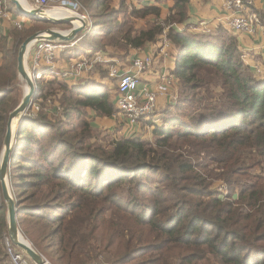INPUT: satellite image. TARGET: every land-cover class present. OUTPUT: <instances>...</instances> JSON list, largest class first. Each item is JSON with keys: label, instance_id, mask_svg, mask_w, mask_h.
<instances>
[{"label": "trees", "instance_id": "1", "mask_svg": "<svg viewBox=\"0 0 264 264\" xmlns=\"http://www.w3.org/2000/svg\"><path fill=\"white\" fill-rule=\"evenodd\" d=\"M80 1L94 22L63 52L68 67L91 58L85 72L106 75L98 59L111 50L123 58L165 37L175 46L168 75L177 97L137 123L145 130L118 136L95 130L90 115L118 113L109 74L108 86L49 74L34 98L41 111L23 119L9 166L22 235L49 264H264V70L246 64L227 27L190 25L193 0H170L165 19L163 0L131 12L125 0L119 8ZM250 10L262 24L263 12ZM148 16L157 23L134 25ZM49 28L0 29V156L19 105L17 52ZM217 181L228 196L210 189Z\"/></svg>", "mask_w": 264, "mask_h": 264}, {"label": "built area", "instance_id": "2", "mask_svg": "<svg viewBox=\"0 0 264 264\" xmlns=\"http://www.w3.org/2000/svg\"><path fill=\"white\" fill-rule=\"evenodd\" d=\"M70 1L72 0H31V3L35 8L33 10L46 13L53 5H59L60 8L65 9L75 8H68L65 6L67 4L73 5ZM224 1L231 30L236 34L255 36L262 25L259 17L250 10V5H252L255 0ZM4 9V2L0 1V24L5 20L4 16H6V12ZM73 11L78 12V8ZM82 18L85 19V15L82 16ZM88 18L87 16V22L88 25H90ZM6 19H10V17L6 16ZM23 25L24 23H18L16 27L22 28ZM35 47L39 49L35 61L39 62L35 64L34 70L37 73V79L41 80L44 75L43 68H45L48 73L54 72V57L61 52H65L68 46L63 43L45 41L36 43ZM45 60L49 64L41 67L40 62ZM98 61L101 62V59H98ZM153 65L154 57L151 54H147L144 57H139L132 61L131 71H121L118 66L114 65L110 68L109 77L117 83L116 105L125 117L128 126H136L142 118L153 115L158 109V96L167 93V90L172 87L174 82L173 78L169 75H164V83L159 86L157 92L156 90L152 91L147 88H143L138 92L140 85L139 76L150 70ZM91 67L90 60L85 58L76 61L65 71L57 72V75L64 80L78 79L81 74L90 70ZM257 71L260 72L258 69ZM4 247L9 264H34L23 252L12 244L7 236L4 237Z\"/></svg>", "mask_w": 264, "mask_h": 264}, {"label": "crops", "instance_id": "3", "mask_svg": "<svg viewBox=\"0 0 264 264\" xmlns=\"http://www.w3.org/2000/svg\"><path fill=\"white\" fill-rule=\"evenodd\" d=\"M149 4L155 5L154 3H149ZM172 6L173 5L169 4V5H165L162 7V18L163 19H165L169 15V11ZM253 7L255 8L256 11L263 12L264 14V0H255L253 3ZM188 14H189L190 25H192L193 27L194 26L198 27V30H202L198 26V24H200V26L202 25L206 29H210L209 26L211 25H212L211 27L222 25V26L227 27L229 30H231V28L229 27V23H228L229 20H228L227 12L225 10L224 0H208L207 2H201L200 0H193L189 6ZM27 21H28V24H27ZM18 23H26L25 28H28L31 26L29 24L30 23L29 20H26L22 18V16H20V18L10 17V19L3 20L0 26V29L9 30L12 27H16ZM179 28L184 30L183 29L184 27H179ZM234 35L237 36L238 34L234 33ZM237 37L240 42V49L244 54V60L246 64L252 67L253 69L260 70L259 73L262 72L263 74V70H264V22L258 29L256 36L239 35ZM160 42L149 46L145 50L131 51V53L128 56L123 57V58L122 56H117L116 53L114 55L107 54L106 58L101 57L100 63H102V66L107 68V71L113 65L118 66L121 71H131L132 70L131 67L129 68V66L131 65V63L129 62L130 60H134L139 57H144L147 54H152L154 57V65L150 70L140 75V85H139L138 92H140L143 88H147L149 90L155 91L159 87V85L163 83L164 75H168V73H170L171 70L174 68L172 64V59H171L172 56L169 54L167 55V53L164 52V47H168L170 46V44L162 46ZM172 51L173 53H175V49H173ZM34 54H35L34 52H31L30 54H28V59L30 60L31 63L33 61L32 59H34ZM68 66L69 64H67L66 61L64 63L61 62V64L58 63L57 66L54 65L55 70H57L58 72L65 71ZM108 72L106 73V75H100L99 71L96 68H94L90 72L83 73V75L79 77V79L76 80V82H74L73 80H66V83H68L71 86L81 83L83 84L82 86H84L85 83L87 82L88 83L96 82V83L108 86V85H111L110 80L108 78V74H109ZM114 100L115 101L117 100L116 96ZM169 101L170 99L166 101L165 99L159 98L158 99L159 110L160 109L162 110L163 108H165L168 105L167 103ZM90 115H92V125L94 129L97 131L107 130L113 133L114 130L118 129V133L123 131L121 136H128L133 133L141 132V130L142 131L145 130V129H142V124L137 125L135 126V128H131L130 130L127 129V122L125 118L123 116H117V113L109 118H105V117L99 118L92 112H90ZM119 121L123 123V126L119 124ZM2 236L3 238L1 237V240H3V243L2 241H0V264H9L7 260L6 252H5V247H4V237L6 236L5 232L2 234Z\"/></svg>", "mask_w": 264, "mask_h": 264}, {"label": "water", "instance_id": "4", "mask_svg": "<svg viewBox=\"0 0 264 264\" xmlns=\"http://www.w3.org/2000/svg\"><path fill=\"white\" fill-rule=\"evenodd\" d=\"M11 2L15 5L18 13L26 15L32 19L53 25L67 24L72 26V28L66 32H60L53 29L41 31L26 39L20 46L18 54V74L26 82L28 89L25 91L21 103L9 115L3 142V151L0 157V187L7 205L8 238L12 244L26 254V256L29 257L34 264H49V262L33 248L32 244L23 237L18 225L16 202L12 196L8 181L10 159L18 130V128L14 129V121L18 120L19 124L22 123L28 113V110L33 105V100L37 93L35 82L28 71L26 63L27 55L30 49L36 43L43 41L73 44L76 42L79 34L83 33L87 29L88 22L81 17L66 18L61 20L51 19L41 11H25L20 0H11ZM75 22H80V24L77 26Z\"/></svg>", "mask_w": 264, "mask_h": 264}, {"label": "rangeland", "instance_id": "5", "mask_svg": "<svg viewBox=\"0 0 264 264\" xmlns=\"http://www.w3.org/2000/svg\"><path fill=\"white\" fill-rule=\"evenodd\" d=\"M72 1H75V2H72ZM72 1H70V3H72L73 5H70V4H67V5H65V6H67L68 8L69 7H75V8H70V9H66V10H68V12H71L72 13V15L74 16V17H81L82 18V16H84L85 15V21H87V16L89 17V14H88V12H87V10L85 9V7H84V5H83V3L80 1V0H72ZM112 1H114V6L116 7V8H119V6H120V3H121V1H123V0H112ZM154 1H156V0H125V9H124V12H131V10H132V8H134V7H137L138 5H139V3L141 2L143 5H148L149 3H154ZM163 1H165V3H167V5L168 4H171V2H170V0H163ZM20 2L23 4V6H24V8L26 7V9L27 10H30V11H33V9H35L34 8V6L32 5V3H31V0H20ZM76 2H78V3H76ZM80 6H79V5ZM62 7V6H61ZM4 10H5V12H6V16L7 17H11V18H20V16H22V18H24V19H26V20H29V24L31 25L32 24V22H41V21H38V20H35V19H32V18H30V17H28V16H26V15H23V14H20V13H18L17 12V10H16V7H15V5L11 2V0H5L4 1ZM77 8H78V12L77 11H73V10H77ZM139 8H141V6H139ZM61 9H65V8H60L59 7V5H53L52 7H50L49 8V10L46 12V13H50V12H54V11H56V10H61ZM73 9V10H72ZM17 13L19 14V15H17ZM15 16H13V15ZM6 16H4V18L6 19ZM164 17V16H163ZM120 18H121V20H123V18H124V16H120ZM161 18H162V15H161ZM159 19V18H158ZM163 19V18H162ZM19 20V19H18ZM88 20H89V22H90V25H88V27H87V29L86 30H91L92 29V27H93V22L94 21H92L91 20V18H88ZM160 20V19H159ZM3 22V21H2ZM133 23H134V25L137 27V28H139V29H146V28H148L150 25H152V24H155V23H157V20H156V18L154 17V16H148L146 19H137V20H133ZM27 24H28V21H27ZM48 24V23H47ZM1 25V24H0ZM25 25H26V23H24V25H23V27L22 28H18V29H24V27H25ZM49 26H51V28H49V29H53V30H56V31H60V32H66V31H69L71 28H72V26L71 25H67V24H62V25H53V24H48ZM199 25V27L202 29V30H205L206 28L205 27H203L202 25L200 26V24H198ZM212 26V25H211ZM211 26H209V28L210 29H212V28H214V27H211ZM71 27V28H70ZM70 28V29H69ZM48 30V29H47ZM86 30L84 31V32H86ZM43 31H45V30H43ZM39 32H41V31H39ZM39 32H37V33H39ZM234 33V32H233ZM82 34V33H81ZM240 34H238L237 36H239ZM79 36H80V34H79ZM78 36V37H79ZM256 36V35H255ZM43 42H45V41H43ZM63 44H66V43H63ZM160 44H162V46H165V45H169L170 44V42L169 41H167L166 40V38L164 37L163 39H162V41L160 42ZM76 45V44H75ZM75 45H72V44H67V46H68V48L69 47H71V46H75ZM152 45H154V44H152ZM149 46H151V45H149ZM68 48H67V50H68ZM175 48V46H173V45H171L170 44V46H168V47H164V52H166L167 53V55L169 54V55H171L172 56V54H173V49ZM20 49V48H19ZM60 51H61V49H60ZM131 51H141V50H131ZM131 51H130V53H131ZM31 52H34L35 54H34V59H32L33 61H32V63L30 62V60L28 59V55H27V59H26V63H27V67H28V71H29V73H30V75H31V77H32V79L34 80V82H35V85H36V88H37V90H38V86H39V84L40 83H42V82H44L47 78H48V74H57V70H55L54 72H51V73H48L47 72V70L45 69V68H43V77L41 78V80H38L37 79V73H36V71L34 70V66H35V64L37 63V62H39V61H35V58H36V55L38 54V52H39V49L37 48V47H35V45L30 49V51H29V53L28 54H30ZM110 52H112V53H116V52H114L113 50H111ZM129 53V54H130ZM18 54H19V50H18V52H17V60H18ZM62 54H63V52H61V53H59V55H57V56H55L54 57V61H53V64L55 65V66H57L58 65V63H60L61 64V62H65V60H62V58H60L61 56H62ZM152 55V54H151ZM153 56V55H152ZM89 59H91V58H89ZM2 60V57L0 56V61ZM132 61L133 60H130L129 62L131 63V65L129 66V68L132 66ZM129 63V64H130ZM40 64H41V67H43V65H48L49 63L45 60V61H41L40 62ZM57 64V65H56ZM111 68V67H110ZM110 68H109V71H110ZM92 70H93V68H92ZM91 70V71H92ZM83 74H81V76H82ZM80 76V77H81ZM139 78H140V76H139ZM74 82H76V80H78V79H72ZM163 83H164V81H163ZM162 83V84H163ZM162 84H160L159 86H161ZM18 89H19V95H18V102H19V104L21 103V101H22V99H23V96H24V94H25V91L27 90V84H26V82L19 76V74H18ZM159 88V87H158ZM157 88V89H158ZM157 89H156V92H157ZM175 91L176 90H174L173 88H169L168 90H167V93H165V94H163V95H159L158 96V99L159 98H162V99H165L166 101L168 100V99H171V100H173V99H175L176 97H177V95H176V93H175ZM60 95V94H59ZM34 101H35V99L33 100V103H34ZM42 102V101H41ZM40 102V103H41ZM47 105H48V107H50V106H53L52 105V102H51V100H48L47 102ZM159 107V106H158ZM41 106L40 105H35V104H33L32 106H31V108L28 110V114L26 115V117H34V116H36L40 111H41ZM32 109V110H31ZM48 112V111H47ZM34 114V115H33ZM117 116H123V114L120 112V110L118 109V113H117ZM116 116V117H117ZM124 117V116H123ZM49 118L50 119H52L53 118V114H49ZM125 118V117H124ZM52 120H54V119H52ZM120 120V119H119ZM126 120V119H125ZM22 124V123H21ZM21 124H19L18 123V125H17V127L16 128H18L19 129V127H20V125ZM119 124H121L122 126H123V123L121 122V121H119ZM130 127V128H129ZM127 129H131V126H128L127 125ZM18 131V130H17ZM123 132V131H122ZM122 132H120V133H118V129H116V130H114V134L115 135H118V136H121L122 135ZM100 133V132H99ZM100 134H102V135H105V134H103V133H100ZM107 135H109V134H107ZM14 146H15V143H14ZM13 150H14V147H13ZM3 151V150H2ZM12 153H13V151H12ZM1 154H2V152H1ZM12 155V154H11ZM1 157V156H0ZM10 162H11V159H10ZM8 181H9V186H10V169L8 170ZM211 190H216V191H218V193L220 194V193H223V194H225L226 196H228V194L230 193V190H229V188H228V186L226 185V184H224L222 181H217L216 183H214L213 185H212V187L210 188ZM10 190H11V187H10ZM2 192V191H1ZM11 193H12V190H11ZM12 196L14 197V195H13V193H12ZM5 215H6V218H7V214L5 213ZM3 228V227H2ZM1 227H0V241H2V243H3V240H1V237L3 238V236H2V234L5 232V230L4 229H2ZM6 234V236L8 237V233H5ZM24 237V236H23ZM25 238V237H24ZM26 239V238H25ZM27 240V239H26ZM28 241V240H27ZM1 243V244H2ZM31 260V259H30Z\"/></svg>", "mask_w": 264, "mask_h": 264}, {"label": "bare ground", "instance_id": "6", "mask_svg": "<svg viewBox=\"0 0 264 264\" xmlns=\"http://www.w3.org/2000/svg\"><path fill=\"white\" fill-rule=\"evenodd\" d=\"M22 4V3H21ZM23 6V4H22ZM23 9L27 12H32L30 10H27L26 7ZM49 18L51 19H56V20H61V19H66V18H74V16L72 15L71 12H68V10L66 9H61V10H56L54 12H50V13H45ZM77 24V26L80 24V22H75ZM28 89V87H27ZM18 125V120L14 121V129L17 127Z\"/></svg>", "mask_w": 264, "mask_h": 264}, {"label": "clouds", "instance_id": "7", "mask_svg": "<svg viewBox=\"0 0 264 264\" xmlns=\"http://www.w3.org/2000/svg\"><path fill=\"white\" fill-rule=\"evenodd\" d=\"M76 44V42L75 43H73L72 45H75ZM16 247V246H15ZM17 248V247H16ZM18 249V248H17ZM19 250V249H18ZM21 251V250H20ZM22 252V251H21ZM26 255V254H25ZM29 258V257H28Z\"/></svg>", "mask_w": 264, "mask_h": 264}]
</instances>
